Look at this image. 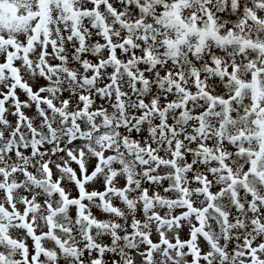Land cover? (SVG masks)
<instances>
[{
    "label": "snow or ice",
    "instance_id": "snow-or-ice-1",
    "mask_svg": "<svg viewBox=\"0 0 264 264\" xmlns=\"http://www.w3.org/2000/svg\"><path fill=\"white\" fill-rule=\"evenodd\" d=\"M0 264H264V0H0Z\"/></svg>",
    "mask_w": 264,
    "mask_h": 264
}]
</instances>
